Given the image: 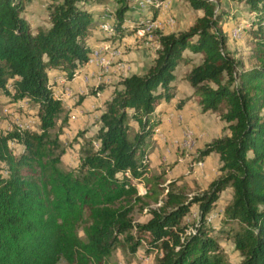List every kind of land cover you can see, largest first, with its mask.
<instances>
[{
	"label": "trees",
	"instance_id": "trees-1",
	"mask_svg": "<svg viewBox=\"0 0 264 264\" xmlns=\"http://www.w3.org/2000/svg\"><path fill=\"white\" fill-rule=\"evenodd\" d=\"M119 1L114 29L122 32L124 14L136 0ZM185 1L202 14L186 30L159 36L147 70L119 81L96 130L84 138L78 163L63 168L61 126L51 130L64 108L48 70L58 68L67 79L80 70L91 49L86 35L93 12L85 0H49L48 24L33 28L22 0H0V94L10 104H36L39 120L38 129H0L6 170L0 171V264H54L60 258L103 264L117 245L133 253L142 241L159 250L157 264H229L213 231L231 239L241 254L238 264H264V0H235L252 13L246 29L255 41V61L248 67L227 47L224 4ZM185 48L201 53L186 82L202 110H219L229 132L199 150L202 160L218 154L220 174L205 190L187 197L168 189L160 199L156 176H145L146 156L163 115L158 105L170 97L173 69ZM67 119L65 112L62 122ZM130 119L137 124L132 134ZM143 176L145 192L138 193L134 179ZM226 188L231 196L216 226V218H208ZM143 196L159 205L138 222L131 210ZM192 204L195 217L182 223Z\"/></svg>",
	"mask_w": 264,
	"mask_h": 264
},
{
	"label": "rangeland",
	"instance_id": "rangeland-1",
	"mask_svg": "<svg viewBox=\"0 0 264 264\" xmlns=\"http://www.w3.org/2000/svg\"><path fill=\"white\" fill-rule=\"evenodd\" d=\"M220 1L229 10V15L223 23L227 47L234 51L238 58H242L244 66L248 67L255 61V41L246 29L250 26L249 17L252 13L247 11L244 1ZM151 2L152 0L144 1L141 6L135 1L124 14L123 31L118 32L114 29V10L120 5L119 0H85V5L93 12V20L86 35L91 46L88 56L93 49L101 51L100 56L93 62H87L86 59L71 79H67L60 69V75L55 73L58 82L51 77L54 75L50 74L49 82L53 93L61 99L64 108L51 130L58 131L61 126L58 133L60 148L63 149L61 167L71 168L78 163L82 142L96 130L99 124L98 116L105 106V101L111 97L112 90L124 76L131 72L143 73L147 70L160 48L159 36L186 30L195 17L202 14L201 10L191 8L185 0H153L152 7ZM48 3L49 0H22V14L33 28L48 24ZM148 17L155 20V25L139 34L135 26ZM105 20L110 26L109 30L100 27ZM182 54L183 57L173 69L174 78L169 84L170 97L163 99L158 105V108H163V115L161 123L156 126L159 131H153V142L146 156L148 167L145 176H156L157 180L152 183L158 182L155 187H158L160 199L165 197L168 189L183 192L187 197L205 190L208 182L220 174L218 154L212 152L202 160L199 159V150L206 142L229 132L225 121L219 116V110L204 111L200 108L193 88L184 78L192 64L201 59V53L185 48ZM65 112H68V119L62 122ZM130 123L132 134L137 124L131 119ZM16 126L38 129L37 105L25 100L10 104L8 98L0 94V129L10 130ZM13 147L17 152V146ZM0 171L6 174L2 164ZM134 181L138 193H144L146 178L143 176ZM230 196V188L224 189L220 193L216 208L208 218H216V226L219 225L217 218L222 216ZM158 205L153 198L143 196L133 202L131 217L135 221L144 222L150 217V209ZM196 212L197 205L192 204L183 215L182 223L192 220ZM79 233L83 234L81 230ZM212 234L223 248L227 262L238 264L241 254L231 239L218 231H213ZM158 253L156 248L148 250L143 241L133 253L128 248L117 245L103 264H157ZM54 264L67 262L60 258Z\"/></svg>",
	"mask_w": 264,
	"mask_h": 264
},
{
	"label": "built area",
	"instance_id": "built-area-1",
	"mask_svg": "<svg viewBox=\"0 0 264 264\" xmlns=\"http://www.w3.org/2000/svg\"><path fill=\"white\" fill-rule=\"evenodd\" d=\"M144 1L147 0H136V4L137 5H143ZM155 25V20L151 17L146 18V20H141V22L136 25V31L139 34H143L145 31L149 30L150 28H152ZM100 27L103 28L104 30H109L110 26L109 24L106 22V20L104 22H102L100 24ZM101 51H99L98 49H93L90 53V55L87 57V62H93V61H97V59L100 56ZM155 132H158V128H154ZM211 216V215H210Z\"/></svg>",
	"mask_w": 264,
	"mask_h": 264
},
{
	"label": "crops",
	"instance_id": "crops-1",
	"mask_svg": "<svg viewBox=\"0 0 264 264\" xmlns=\"http://www.w3.org/2000/svg\"><path fill=\"white\" fill-rule=\"evenodd\" d=\"M60 70L58 69V68H51V69H49L48 70V73H49V75L51 74V75H54V76H51V77H53V78H55L56 79V77H55V73H58L57 74V76L58 75H60V72H59ZM57 80V79H56ZM75 80H73V82H74ZM57 82H58V80H57ZM161 127V126H160ZM161 131V130H160ZM154 139H156V136H154ZM155 149V148H154Z\"/></svg>",
	"mask_w": 264,
	"mask_h": 264
}]
</instances>
